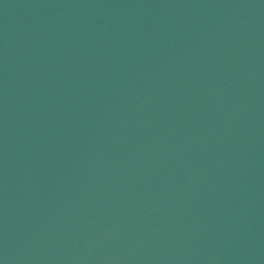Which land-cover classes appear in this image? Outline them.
<instances>
[{
	"label": "water",
	"instance_id": "95a60500",
	"mask_svg": "<svg viewBox=\"0 0 264 264\" xmlns=\"http://www.w3.org/2000/svg\"><path fill=\"white\" fill-rule=\"evenodd\" d=\"M0 264H264V0H0Z\"/></svg>",
	"mask_w": 264,
	"mask_h": 264
}]
</instances>
